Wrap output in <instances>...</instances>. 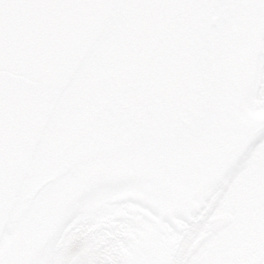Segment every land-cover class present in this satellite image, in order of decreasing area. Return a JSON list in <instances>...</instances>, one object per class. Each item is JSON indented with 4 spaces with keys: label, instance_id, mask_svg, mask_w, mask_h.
<instances>
[{
    "label": "snow or ice",
    "instance_id": "6c2138e0",
    "mask_svg": "<svg viewBox=\"0 0 264 264\" xmlns=\"http://www.w3.org/2000/svg\"><path fill=\"white\" fill-rule=\"evenodd\" d=\"M0 264H264V0H0Z\"/></svg>",
    "mask_w": 264,
    "mask_h": 264
}]
</instances>
